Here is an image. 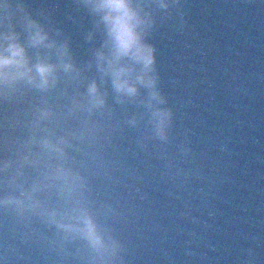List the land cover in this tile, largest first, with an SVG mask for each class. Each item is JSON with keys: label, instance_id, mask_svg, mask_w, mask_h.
Listing matches in <instances>:
<instances>
[{"label": "water", "instance_id": "water-1", "mask_svg": "<svg viewBox=\"0 0 264 264\" xmlns=\"http://www.w3.org/2000/svg\"><path fill=\"white\" fill-rule=\"evenodd\" d=\"M14 2L67 44L83 78L65 77L52 93L0 98V162L9 164L0 195L34 181L37 160L69 169L104 245L0 208V261L264 264V0H138L164 100L154 108L170 113L163 139L144 88L121 103L100 81L105 108H74L97 78L93 53L104 38L82 0ZM42 110L51 115L41 119ZM45 139L63 155L44 149Z\"/></svg>", "mask_w": 264, "mask_h": 264}, {"label": "clouds", "instance_id": "clouds-1", "mask_svg": "<svg viewBox=\"0 0 264 264\" xmlns=\"http://www.w3.org/2000/svg\"><path fill=\"white\" fill-rule=\"evenodd\" d=\"M89 13L102 29L103 43L93 53L92 66L97 78L87 80L83 92L73 102L76 109L98 112L107 104V94L100 81L110 83L118 102L135 99L140 89L149 92L148 107L155 133L165 137L170 113L154 104L164 100L156 90L154 50L145 42L149 20L143 14L138 0H82ZM161 7H167L161 2ZM17 24L22 31H17ZM30 49L37 55L30 54ZM43 50L45 53L40 55ZM65 77L82 79V72L74 63L66 43L50 35L45 27L28 14L22 3L0 0V98L9 99L20 89L47 94L54 92ZM40 118L51 115L42 110ZM135 124V121H132ZM50 152L63 155L59 143L41 141ZM39 168L34 181L25 179L15 192L0 195V208L27 218L39 216L56 230L76 234L91 247L104 245L94 217L76 198L79 177L69 169L53 168L37 160ZM8 162H0V172H7ZM54 194L55 200L44 198ZM3 264V261H0Z\"/></svg>", "mask_w": 264, "mask_h": 264}]
</instances>
